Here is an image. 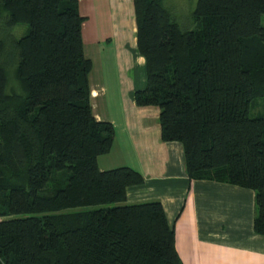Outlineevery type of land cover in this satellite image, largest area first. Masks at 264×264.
Instances as JSON below:
<instances>
[{
	"label": "trees",
	"instance_id": "16d2710c",
	"mask_svg": "<svg viewBox=\"0 0 264 264\" xmlns=\"http://www.w3.org/2000/svg\"><path fill=\"white\" fill-rule=\"evenodd\" d=\"M162 2L132 0L134 104L158 109L188 180L253 192L264 236V116H250L264 100V0H196L186 30ZM84 20L77 0H0V264H182L160 203H125L142 176L97 168L114 131L91 112Z\"/></svg>",
	"mask_w": 264,
	"mask_h": 264
},
{
	"label": "crops",
	"instance_id": "0c3cea01",
	"mask_svg": "<svg viewBox=\"0 0 264 264\" xmlns=\"http://www.w3.org/2000/svg\"><path fill=\"white\" fill-rule=\"evenodd\" d=\"M77 2L78 14L85 19L83 50L86 44L97 52L109 46L118 49L113 68L100 57L87 58L92 115L114 131L110 150L96 159L98 170L128 167L142 176L141 184L125 189V203H160L182 264H264V236L252 231L253 192L188 180L181 145L160 140L158 109L135 106L133 93L144 87V60L135 48L132 0ZM96 22L92 30L86 29ZM93 66L96 73L91 74Z\"/></svg>",
	"mask_w": 264,
	"mask_h": 264
},
{
	"label": "rangeland",
	"instance_id": "374dc122",
	"mask_svg": "<svg viewBox=\"0 0 264 264\" xmlns=\"http://www.w3.org/2000/svg\"><path fill=\"white\" fill-rule=\"evenodd\" d=\"M196 0H163L162 5L163 7L171 14L173 20L175 21V23L179 26L180 29L182 30H186V29H193V25L191 23V12L193 11V8L195 6ZM96 23H90L88 24V26L86 27V29L91 28V30L93 29V26L96 25ZM260 24L264 25V17L262 16L260 18ZM20 28L15 27L14 28V34L18 37L19 30ZM87 45V44H86ZM84 46V56L86 58H91L93 61H96L95 59L100 57L101 59H103L105 62H109L111 67L113 68L114 66V62L116 63V55L118 53V49L113 48L112 46L109 47H103L101 49L98 50L91 48V50L88 48V46ZM120 52L123 50H119ZM124 51L126 52H130L128 49H124ZM95 63V62H94ZM109 72L114 74V70H112L109 67ZM138 72L141 75V77L143 76L142 74V67L138 68ZM96 73L95 71V67H92V71L91 74ZM110 75V74H109ZM143 78V77H142ZM254 104V103H253ZM252 104V106H253ZM250 107V116H264V100H257L256 104L253 107ZM62 182V177L59 174H54L52 177V180L50 182V186H49V190L58 186L60 183ZM102 207H106L104 205H99V206H86V207H76V208H69V209H65L60 211V213L62 214H74V213H78V212H87V211H91L93 209H97V208H102Z\"/></svg>",
	"mask_w": 264,
	"mask_h": 264
}]
</instances>
